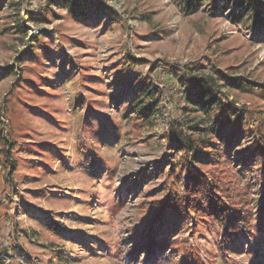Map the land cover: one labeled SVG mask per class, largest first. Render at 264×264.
Masks as SVG:
<instances>
[{
    "label": "rangeland",
    "instance_id": "1",
    "mask_svg": "<svg viewBox=\"0 0 264 264\" xmlns=\"http://www.w3.org/2000/svg\"><path fill=\"white\" fill-rule=\"evenodd\" d=\"M67 1L0 0V263L264 264V1ZM191 77L243 111L220 163L194 166L222 198L247 193L250 231L223 244L169 210L148 257L137 245L185 191L167 135Z\"/></svg>",
    "mask_w": 264,
    "mask_h": 264
},
{
    "label": "trees",
    "instance_id": "2",
    "mask_svg": "<svg viewBox=\"0 0 264 264\" xmlns=\"http://www.w3.org/2000/svg\"><path fill=\"white\" fill-rule=\"evenodd\" d=\"M263 1L182 0V3L190 12L205 2L207 5L210 3L214 9L216 3L219 4L220 2H233L238 7L255 8V4ZM75 5L74 0H68L66 7L71 10L77 8ZM255 14L259 15V20L264 27V19L260 17L261 13L255 11ZM191 81L189 95L185 100L183 118L172 124L167 135L168 140L172 141L171 146L185 157L179 166L180 169L182 168L180 173L185 180V191L181 199L171 204L168 203L165 208L160 209L161 217L154 220V225H152L158 229L151 231V234L149 232V236L144 237L142 242L137 245L138 250L135 252H146L148 257L153 254L154 248H157L158 240L154 237L162 231L165 215L169 210L173 211L178 218H183L187 213H192L197 214L200 218L213 220L221 229L223 244L230 243L232 239L242 233H248L250 227V211L245 205L247 203L243 201L247 193L237 195L241 199L238 203L231 200L233 199L231 194H225L226 197L222 198L220 196L223 193L222 189L218 185H213L212 180L208 182L205 175L195 167L196 164L209 160L220 163L219 161L223 159L224 155L220 152L216 136L230 125L233 127L232 130H237L240 122L244 119L243 111L238 110L231 103L225 104L222 101L221 96L223 95L213 77H191ZM227 82L230 88L242 87V80L240 79H231ZM133 106L139 107L137 103H134ZM140 111L144 112V110ZM184 129L188 136H185ZM232 134L234 135L233 131ZM261 143L255 149L264 163V141ZM174 179L177 182V179ZM259 230L264 231V226L260 225ZM159 260L156 258V261Z\"/></svg>",
    "mask_w": 264,
    "mask_h": 264
}]
</instances>
